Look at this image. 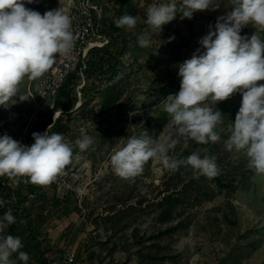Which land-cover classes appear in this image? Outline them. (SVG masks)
Segmentation results:
<instances>
[{
	"label": "rangeland",
	"instance_id": "obj_1",
	"mask_svg": "<svg viewBox=\"0 0 264 264\" xmlns=\"http://www.w3.org/2000/svg\"><path fill=\"white\" fill-rule=\"evenodd\" d=\"M126 2L137 26L125 29L126 46L112 54V69L99 70L90 64L108 52L105 38H93L91 43L96 42L99 49L89 65L85 60V81L78 74L70 77L60 99L63 112L49 134L57 133L56 125H62L59 133L73 148L71 164L48 186L12 183L10 189L15 194L5 205L22 219L9 227L8 234L21 238V250L30 257L28 264H50L45 257L64 259L71 249L77 254L72 264H264V175L247 167L243 152L227 150L226 131L221 133L218 151L210 155L216 158L224 184L219 186L215 178L200 176L199 186L190 185L173 205H161L158 200L163 194L159 193L169 183L180 188L182 180L192 174L190 168L181 166L172 172L157 157L144 165L141 175L125 180L114 173L110 163L111 154L129 136L147 130L153 139L160 140L172 134L161 103L169 94L178 93L179 64L197 49L204 50L200 41L216 31L218 17L233 10L231 0H218V9L196 11L191 19L178 11L162 26L159 36L152 34L147 48L137 42L147 28V8L167 0ZM25 7L41 15L61 9L71 19L74 39L75 30L87 26L90 18V32L99 34L96 20L102 26L119 17L111 0H33L25 2ZM89 8L94 10L89 12ZM254 34L264 40V31L251 24L240 31L246 39ZM85 82L84 87L78 86ZM34 85L32 79L24 78L17 95L29 98L20 101L17 97L15 104L9 101L0 106V123L20 131L28 119H35L37 111H48L43 114L44 122L47 129L52 125L56 112L50 113L46 102L31 95ZM241 102L242 94L236 93L215 105L223 121L218 130H226L234 122ZM83 135L92 137L94 144L81 152L75 141ZM212 146L211 142L189 141L185 145L181 141L169 155L184 159L187 151L201 155ZM24 219L29 222L26 226L20 224Z\"/></svg>",
	"mask_w": 264,
	"mask_h": 264
},
{
	"label": "clouds",
	"instance_id": "obj_2",
	"mask_svg": "<svg viewBox=\"0 0 264 264\" xmlns=\"http://www.w3.org/2000/svg\"><path fill=\"white\" fill-rule=\"evenodd\" d=\"M33 0H0V106L20 95L19 85L27 76L42 77L53 65L56 56L67 55L73 48L72 22L61 9L49 10L41 15L25 7ZM232 11L217 18L216 31H210L200 41L202 52L197 49L190 59L179 64L180 89L169 94L161 103L169 120L167 127L172 134L163 139H153L147 130L139 136L127 138L125 144L110 156L114 173L125 180L143 173L144 165L152 158L161 160L164 168L176 172L181 166L190 168L193 178H214L219 169L215 156L207 149L204 155L193 152L187 158L177 159L169 155L177 144L186 145L218 143L221 133L227 132L224 141L227 150L243 152L247 167L258 175H264V40L257 34L250 39L240 35L243 27L251 24L264 31V0H231ZM220 7L218 0H167L152 3L146 11V30L138 37V45H151L152 34H159L162 26L171 22L176 13L192 18L196 11ZM118 28L135 29L137 18L125 13L114 21ZM168 42H171V38ZM236 93L242 94L241 106L227 129H219L222 113L215 108ZM15 97V99H13ZM51 125L44 133H33L34 143L22 145L11 136H0V176H7L13 183L24 182L48 186L63 175L71 164L73 148L65 142L61 133H50ZM94 144L88 135L75 141L83 152ZM0 199V207L5 206ZM16 223L11 210L0 216V264H28V253L22 251L20 237L8 234ZM15 255V259L13 256Z\"/></svg>",
	"mask_w": 264,
	"mask_h": 264
},
{
	"label": "built area",
	"instance_id": "obj_3",
	"mask_svg": "<svg viewBox=\"0 0 264 264\" xmlns=\"http://www.w3.org/2000/svg\"><path fill=\"white\" fill-rule=\"evenodd\" d=\"M91 9L92 8H89V12H91ZM90 30H93V20L91 18L87 23V26L83 25L82 27H79L78 31L75 30L76 38L74 39L73 48L70 53L67 55L58 54L53 65L42 77L32 79L36 85L33 86V90L30 92L31 95L34 96L36 94L42 102H46L50 106V113L53 111L54 113L56 112V115L53 116V123L51 127L55 125L56 119L63 112L62 107H59V104L60 99L64 98V93L67 89L70 77L73 73H75L81 77L82 81H85V60L91 48L96 46V42L91 43L93 38L94 41H96L95 39L98 37V34L95 31L91 33ZM87 37L90 39H87ZM105 40L107 42V39ZM83 84L84 83H81L78 86H82ZM45 112L48 111H37L35 119H33L32 122L28 119L25 126L21 128L22 130L20 131L18 128H13L12 125L0 123V136L7 134L16 141L20 142L22 145L31 146L34 143V139L32 137L33 133H43L45 129V131L48 130V125L44 122L46 118L43 114ZM12 183L13 181L11 178L7 176H0V199L4 200L6 203L10 202V199L15 194L14 190L12 191L10 189V187H12ZM25 184L24 178L21 179L20 185L22 186ZM5 191L9 192L8 196L7 194L3 195ZM7 210H9V207L6 205L4 207H0V216H3ZM44 256H48V254L45 253ZM45 258H47L50 264H72L75 262L77 254L71 249L66 252L64 259L53 256Z\"/></svg>",
	"mask_w": 264,
	"mask_h": 264
},
{
	"label": "trees",
	"instance_id": "obj_4",
	"mask_svg": "<svg viewBox=\"0 0 264 264\" xmlns=\"http://www.w3.org/2000/svg\"><path fill=\"white\" fill-rule=\"evenodd\" d=\"M113 2V4L117 7V13H119V17L123 16L125 13L130 15V6L128 5V3L126 2V0H111ZM94 10V9H92ZM118 17V18H119ZM117 18V19H118ZM100 21V20H99ZM99 21L96 20L95 23H97V27L99 28V37H103L105 39H107V42L104 44V48L108 50V52L105 55H101L96 61H94L95 63H90L91 65L93 64V67H96L99 70H104V68H107L108 71H110L112 69V63H111V58L112 54H114V51H120L122 49V47L126 46V42L127 40L125 39V37L123 36V33L125 31L124 28H118L116 26V24L114 23V19H109L107 21H105V24H103L101 26V24H99ZM113 48V51L111 52ZM99 49V46H94L91 48V50L89 51V54L86 58V61L89 65V61H91L92 56L95 55V53H97ZM110 58V59H109ZM93 62V61H92ZM105 66V67H104ZM75 76V73H73V75L71 76V78H73ZM86 85V82L83 84ZM62 125H56V130L57 133L60 132V129ZM218 143L213 144V146L207 150L209 155H212L216 152L217 149V145ZM216 149V150H215ZM193 151H187L184 153V155L189 156L190 154H192ZM204 155V152L201 154V156ZM176 178L177 175H174ZM223 174H219L217 176H215V181L216 184H218L219 186H222L221 184L223 183L224 178H222ZM183 185L179 188L178 186H175L174 183H172V185L166 184V186L160 191V195L163 194L160 198H159V203L161 205H173L175 202L180 201V199L182 198V196H184L186 194V190H188V187H191L190 185H198L199 184V178H193V173L188 175V178L185 180H182ZM199 186V185H198ZM202 188V187H200ZM30 189H32V186H30ZM199 192H203V190H199ZM205 195H208V192L203 193ZM16 217V216H15ZM19 219L22 218H16V222H19ZM22 225H27L29 222L27 220H21L20 221ZM24 222V223H23Z\"/></svg>",
	"mask_w": 264,
	"mask_h": 264
},
{
	"label": "crops",
	"instance_id": "obj_5",
	"mask_svg": "<svg viewBox=\"0 0 264 264\" xmlns=\"http://www.w3.org/2000/svg\"><path fill=\"white\" fill-rule=\"evenodd\" d=\"M9 233V232H8ZM10 233H12V232H10Z\"/></svg>",
	"mask_w": 264,
	"mask_h": 264
}]
</instances>
